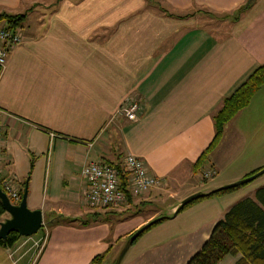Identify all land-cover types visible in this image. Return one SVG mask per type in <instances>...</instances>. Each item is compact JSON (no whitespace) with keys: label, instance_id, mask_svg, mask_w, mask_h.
<instances>
[{"label":"crops","instance_id":"crops-1","mask_svg":"<svg viewBox=\"0 0 264 264\" xmlns=\"http://www.w3.org/2000/svg\"><path fill=\"white\" fill-rule=\"evenodd\" d=\"M246 2L0 0V12L25 13L23 40L0 69V170L27 186L28 207L43 216L35 234L0 245V264H90L97 254L106 264L163 213L147 215V207L166 203L170 215L204 185L207 192L264 166V83L206 152L223 100L264 62V0L234 17ZM133 101L138 118L130 121L119 108ZM250 147L252 160L241 162ZM128 153L164 185L119 208L84 205L83 165L122 166ZM209 167L216 173L203 181ZM262 186L232 197L203 229L130 252L131 244L119 264H185L233 204H260Z\"/></svg>","mask_w":264,"mask_h":264},{"label":"trees","instance_id":"trees-1","mask_svg":"<svg viewBox=\"0 0 264 264\" xmlns=\"http://www.w3.org/2000/svg\"><path fill=\"white\" fill-rule=\"evenodd\" d=\"M245 4L246 3L236 9L234 17L248 8L252 3L246 6ZM24 17L25 13L10 14L7 12H0V19L11 26H20L21 20ZM263 83L264 62L254 69L247 78L223 100L222 106L213 117L215 135L206 152L216 146L222 136L225 124L240 109L248 105L252 96ZM117 167L121 174V187L126 190V173L120 166ZM223 190L225 189L213 192L210 195L218 194ZM22 191L23 189L21 188V194ZM255 198L260 204L250 197H246L233 204L225 212L224 216L214 224L208 238L185 264H218L225 255H236L238 253L241 254V257L234 264H264V186L256 190ZM3 214L4 209L0 201V217ZM18 238V235L12 232L9 234L6 243L3 244L0 241V245L9 248ZM104 259L105 254H97L92 258L90 264H103ZM113 262L114 260L112 263Z\"/></svg>","mask_w":264,"mask_h":264},{"label":"built area","instance_id":"built-area-1","mask_svg":"<svg viewBox=\"0 0 264 264\" xmlns=\"http://www.w3.org/2000/svg\"><path fill=\"white\" fill-rule=\"evenodd\" d=\"M20 28L19 25L11 26L0 19V69L6 65L10 49L23 40ZM138 111L137 101L121 105L119 108V112L130 121L137 120ZM117 166L102 161H90L83 165L81 175L87 182V187L82 193L84 205L90 208H119L126 203L128 195H141L151 189L159 188L165 183L162 177L154 176L148 172L140 157L128 153L124 156L122 166H120L127 176V186L124 190L121 187V174ZM215 173L216 170L209 167L203 170L200 176L202 180L204 178L210 179ZM0 187L12 203L19 202L21 198L20 189L16 186L14 179L2 174L1 170Z\"/></svg>","mask_w":264,"mask_h":264},{"label":"rangeland","instance_id":"rangeland-1","mask_svg":"<svg viewBox=\"0 0 264 264\" xmlns=\"http://www.w3.org/2000/svg\"><path fill=\"white\" fill-rule=\"evenodd\" d=\"M255 147L254 148H247L245 149L239 158H241V162H246L252 160V155L255 153ZM247 151V152H246ZM246 152V153H245ZM264 167V166H263ZM205 170V169H204ZM203 171V170H202ZM201 171V172H202ZM258 171V170H257ZM256 172V171H255ZM254 172V173H255ZM253 173L246 175L244 177H248L252 175ZM241 177L240 179L244 178ZM209 178H204L203 181H207ZM239 180V179H237ZM236 181V180H235ZM264 182V173L256 177L255 179L242 183L240 185H237L235 187H231L229 189H225L222 192L218 194H212L210 196H204L197 198L188 204H186L183 208H181L175 217L173 218H165L152 226H150L148 229L143 231L135 240L134 244L132 243V247L130 248L131 251H136L137 249H142L147 246H150L152 244L158 243L162 240L169 239L171 237L177 236V235H186V232L190 230H194L196 227L201 226L200 229H203V226H205L208 223V218H211L213 215L219 214L220 210L230 202L232 197L240 196L242 192L248 191L251 188L261 184ZM231 183V182H230ZM206 185L200 188L202 192H205ZM235 193V194H231ZM235 195V196H233ZM162 210L163 213H159L158 215H169L168 211V205L166 203H156L150 207L146 208V214H152L153 211ZM144 212V211H143ZM166 212V213H165ZM172 214V213H170ZM7 214H3L0 217V220H2L4 217H6ZM186 237V236H185ZM195 236H192V239H194ZM24 239V238H23ZM188 239V236L186 237ZM189 240V239H188ZM190 246L192 247L194 245V240L191 242L188 241ZM199 245H197V248ZM197 250V249H196ZM37 251V250H36ZM107 261L106 264H111L112 261ZM105 264V263H103Z\"/></svg>","mask_w":264,"mask_h":264},{"label":"water","instance_id":"water-1","mask_svg":"<svg viewBox=\"0 0 264 264\" xmlns=\"http://www.w3.org/2000/svg\"><path fill=\"white\" fill-rule=\"evenodd\" d=\"M255 0H247L246 5L249 3H253ZM264 173V167L253 173L252 175L248 177H244L242 179L233 181L231 183H227L225 185L216 187L210 191L207 192H202V191H197L194 192L185 198H183L175 210L172 212L170 215H157L147 221L145 224H143L141 227L136 229L134 232H132L127 239L124 241L122 247L118 251L114 262L112 264H119L128 250V248L131 246V244L134 242V240L146 229H148L150 226L153 224L159 222L160 220L164 218H172L174 217L177 212L183 208L186 204L189 202L200 198L204 196H208L213 192L226 189V188H231L235 187L237 185H240L242 183L251 181ZM27 194H28V189L27 186L23 188L21 198L18 203H12L7 196V194L2 190L0 187V201L2 204V207L4 209V213L7 214L6 217H4L2 220H0V241L5 244L7 241V238L10 233L15 232L18 237H28L33 234H35L43 225V216H42V211L38 208L31 209L27 205Z\"/></svg>","mask_w":264,"mask_h":264}]
</instances>
